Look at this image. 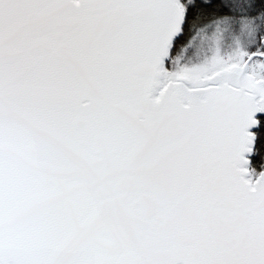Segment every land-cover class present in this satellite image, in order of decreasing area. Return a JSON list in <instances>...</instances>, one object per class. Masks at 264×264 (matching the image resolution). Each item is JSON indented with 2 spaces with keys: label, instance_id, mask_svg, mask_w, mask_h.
Listing matches in <instances>:
<instances>
[{
  "label": "snow or ice",
  "instance_id": "6c2138e0",
  "mask_svg": "<svg viewBox=\"0 0 264 264\" xmlns=\"http://www.w3.org/2000/svg\"><path fill=\"white\" fill-rule=\"evenodd\" d=\"M0 264H264V0H0Z\"/></svg>",
  "mask_w": 264,
  "mask_h": 264
}]
</instances>
